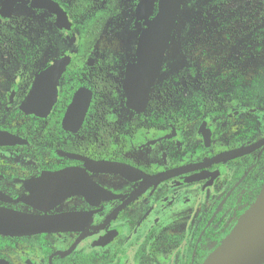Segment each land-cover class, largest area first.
I'll use <instances>...</instances> for the list:
<instances>
[{"label":"flooded vegetation","instance_id":"af4514ba","mask_svg":"<svg viewBox=\"0 0 264 264\" xmlns=\"http://www.w3.org/2000/svg\"><path fill=\"white\" fill-rule=\"evenodd\" d=\"M50 1L69 29L29 1L0 16V133L23 141L0 145V207L50 218L59 228L0 234V262L202 264L264 183V144L207 163L264 139L261 100L256 94L248 107V82L235 71L242 61L228 55L220 63L232 90L225 100L221 86L211 87L216 73L182 69L184 48L172 33L144 109L136 112L127 106L126 88L140 79L129 78L128 68L158 0L142 18L140 0ZM210 2L203 15L228 19L229 41L261 50L264 0ZM20 16L29 22L24 34ZM171 53L175 60L166 68ZM64 58L57 76H41ZM32 90L33 107L54 100L48 114L24 112ZM98 162L134 174L97 171ZM175 170L181 172L148 180Z\"/></svg>","mask_w":264,"mask_h":264},{"label":"water","instance_id":"95a60500","mask_svg":"<svg viewBox=\"0 0 264 264\" xmlns=\"http://www.w3.org/2000/svg\"><path fill=\"white\" fill-rule=\"evenodd\" d=\"M25 1H29L32 7L38 6L56 13L58 16L56 26L69 29L65 14L57 4L50 0H3L0 8V16L9 18L14 6L17 3ZM155 3L156 0H140L136 8L138 18L143 17V12L145 13L144 15L152 13ZM180 4L181 0H158L157 13L149 22L145 23L146 30L141 34L139 40L136 63L130 65L128 68L129 78L138 77L140 79L135 85L132 84L126 88L127 106L136 112H141L144 109L150 87L159 74L164 54L168 48L176 24ZM62 62H66L64 65L66 66L67 59L64 58L57 61L54 66L52 65L41 76H48L53 71L57 76L59 71H57L56 67L62 64ZM37 85H34L35 90L36 88L38 89ZM33 97L34 91L32 90L24 104V112L38 115L48 114L54 100L48 101L43 107H33ZM22 142L18 138L0 133V145H14ZM260 144H264V139L254 146L216 156L207 163L232 160L252 151ZM92 167L97 171L120 173L125 176L134 174L131 168L114 163L98 162L94 163ZM179 172L181 171L175 170L158 174L148 180L156 183ZM256 216L264 218V183L256 202L242 215L232 231L207 256L202 264H264V235L257 241L238 242V237L244 228L246 220ZM54 224L55 221L50 218L25 215L0 207V234L2 235L20 236L57 230L59 227L57 228ZM0 264L3 263L0 262Z\"/></svg>","mask_w":264,"mask_h":264},{"label":"rangeland","instance_id":"374dc122","mask_svg":"<svg viewBox=\"0 0 264 264\" xmlns=\"http://www.w3.org/2000/svg\"><path fill=\"white\" fill-rule=\"evenodd\" d=\"M210 3V0H181L173 36L179 38L182 42L180 45L184 48L182 69L189 72L194 70V74L198 72L216 73L213 77L214 84L212 83L211 87L221 86V93H227L225 98L227 100L231 98L232 90L228 87V92L226 81L223 79L227 70L220 63L230 56V59L240 58L239 61L242 63L237 65L235 71H242L248 82L245 94L252 103L248 107L255 106V95L257 94L261 100L264 120V40L258 45L261 49L259 51H254V44L251 45L249 42L245 44L238 40L229 41L228 37H233V34L231 30H227L230 26L228 19L222 18L218 23L220 18L217 19L208 14L203 15ZM262 30L264 37V27ZM244 51H246L245 54ZM170 60L172 62L175 60V55L172 53L168 54L166 68L171 66ZM226 108L229 110L228 107Z\"/></svg>","mask_w":264,"mask_h":264},{"label":"bare ground","instance_id":"6f19581e","mask_svg":"<svg viewBox=\"0 0 264 264\" xmlns=\"http://www.w3.org/2000/svg\"><path fill=\"white\" fill-rule=\"evenodd\" d=\"M264 235V218L252 217L246 220L244 228L238 237V242L257 241Z\"/></svg>","mask_w":264,"mask_h":264},{"label":"trees","instance_id":"16d2710c","mask_svg":"<svg viewBox=\"0 0 264 264\" xmlns=\"http://www.w3.org/2000/svg\"><path fill=\"white\" fill-rule=\"evenodd\" d=\"M22 16L19 17V20L22 19L21 25H22V30H23V34H24V32H26L25 30L27 29V27H29V22L25 18H23Z\"/></svg>","mask_w":264,"mask_h":264}]
</instances>
